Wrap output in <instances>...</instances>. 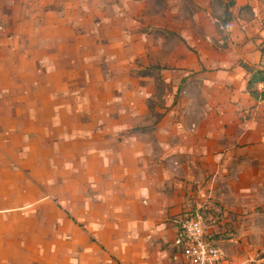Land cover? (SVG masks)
Masks as SVG:
<instances>
[{
  "label": "crops",
  "instance_id": "crops-1",
  "mask_svg": "<svg viewBox=\"0 0 264 264\" xmlns=\"http://www.w3.org/2000/svg\"><path fill=\"white\" fill-rule=\"evenodd\" d=\"M234 1L0 0V264H180L195 212L264 264V0Z\"/></svg>",
  "mask_w": 264,
  "mask_h": 264
},
{
  "label": "built area",
  "instance_id": "built-area-1",
  "mask_svg": "<svg viewBox=\"0 0 264 264\" xmlns=\"http://www.w3.org/2000/svg\"><path fill=\"white\" fill-rule=\"evenodd\" d=\"M260 67L264 70V58ZM256 86L264 93V79L258 81ZM179 226L181 236L176 243L182 248L183 264H227L223 250L210 238L200 212L188 214Z\"/></svg>",
  "mask_w": 264,
  "mask_h": 264
},
{
  "label": "trees",
  "instance_id": "trees-1",
  "mask_svg": "<svg viewBox=\"0 0 264 264\" xmlns=\"http://www.w3.org/2000/svg\"><path fill=\"white\" fill-rule=\"evenodd\" d=\"M231 2H232V4L235 3L234 0H231ZM225 12H226V15L228 16V17H227V20H230L231 15H230V13H229V10L226 9ZM227 20H225V22H227ZM262 79H264V71H263L262 69H260V70L258 69V70L255 72V75L253 76V78L251 79L250 84H249V87H250L251 92H252L253 95H256V96H257L256 90H255V84H256L258 81L262 80ZM263 97H264V94H263Z\"/></svg>",
  "mask_w": 264,
  "mask_h": 264
},
{
  "label": "rangeland",
  "instance_id": "rangeland-1",
  "mask_svg": "<svg viewBox=\"0 0 264 264\" xmlns=\"http://www.w3.org/2000/svg\"><path fill=\"white\" fill-rule=\"evenodd\" d=\"M228 1H229V2H228ZM226 4H227V5L232 4L231 0H227ZM234 4H235V3H234ZM170 218H171V217H170ZM170 218H169V220H168L169 225L167 224V227H173L172 224H173V220H174V218H171V219H170ZM170 243H171V244H174V237H173L172 239H170V242H169V243H166V246H169ZM168 248H170V249L172 248V250H171V255H172L173 258H175V261H176V260H179L178 258L176 259L177 251H176L175 247L172 246V247H168ZM179 261H180V262H179L180 264H183V262H182L181 260H179Z\"/></svg>",
  "mask_w": 264,
  "mask_h": 264
}]
</instances>
